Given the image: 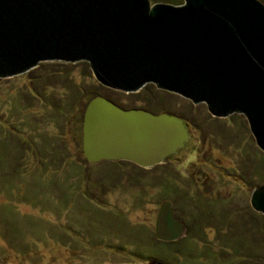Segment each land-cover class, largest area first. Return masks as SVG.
Wrapping results in <instances>:
<instances>
[{"label":"rangeland","instance_id":"1","mask_svg":"<svg viewBox=\"0 0 264 264\" xmlns=\"http://www.w3.org/2000/svg\"><path fill=\"white\" fill-rule=\"evenodd\" d=\"M99 85L85 61L43 62L0 80V263L264 264V236L255 241L250 226L246 241L237 228L264 183V152L245 117H212L204 103L153 84L128 94ZM90 94L178 116L191 136L151 168L87 164L81 119ZM180 238L187 247L172 244L165 260L149 254Z\"/></svg>","mask_w":264,"mask_h":264},{"label":"water","instance_id":"2","mask_svg":"<svg viewBox=\"0 0 264 264\" xmlns=\"http://www.w3.org/2000/svg\"><path fill=\"white\" fill-rule=\"evenodd\" d=\"M79 61L115 91L153 84L204 103L212 117L241 114L264 152L263 0H0V80L43 62ZM81 133L87 161L143 168L189 138L178 116L123 109L101 96L87 103ZM249 201L264 216V183Z\"/></svg>","mask_w":264,"mask_h":264},{"label":"trees","instance_id":"3","mask_svg":"<svg viewBox=\"0 0 264 264\" xmlns=\"http://www.w3.org/2000/svg\"><path fill=\"white\" fill-rule=\"evenodd\" d=\"M171 5H177V4H179V3H181V1L180 0H171L170 2H169ZM98 85H99V83H98ZM101 88H106V87H104V86H102V85H99ZM142 89H140V91H141ZM139 91V92H140ZM96 96H98L97 94H90L89 95V97H88V99H87V102H89L92 98H94V97H96ZM152 96V95H151ZM151 101H152V99H151ZM157 104H158V102H157ZM159 105V104H158ZM153 113H155V114H161V113H163V111H160V110H158V109H156V108H154V109H150ZM81 121H82V119H81ZM183 123H184V125H185V127H186V130H187V132H188V134H189V131H188V125H187V123H185L184 121H183ZM190 135V134H189ZM191 136V135H190ZM173 155H175V154H172V155H170L169 157H167L166 159H164V161H163V163L165 162V161H169V160H171V157H173ZM170 158V159H169ZM169 159V160H168ZM83 160H84V162L85 163H87V164H96L97 162H89V161H87L85 158H84V156H83ZM110 161H112V160H110ZM118 161H120V160H115V162H118ZM122 161V160H121ZM113 162H114V160H113ZM128 162H130V161H128ZM133 163V162H132ZM133 164H135V163H133ZM151 168V167H150ZM162 176L164 177V176H166L165 175V173H163L162 172ZM162 182H163V180H162ZM162 184V183H161ZM253 215H258V218L259 219H257L255 216H253ZM263 215L262 214H260V213H258V212H256V211H254V212H252V213H250L249 215H247L246 216V218L245 217H241L240 218V220H238V221H241V223L237 226V228H239V231H241L238 235H240L244 240H248V239H246L245 238V236H246V232H247V230H248V228L250 227V226H254L255 225V227H254V231H250V235L252 236V237H255L256 238V240L255 241H258V239H260L261 237H263L264 236V218L262 217ZM199 217V218H198ZM191 221L193 222V220H195V218H198V219H201L202 218V216H201V213H198V214H196V215H191ZM247 222H248V224H247ZM230 223V222H229ZM239 223V222H238ZM235 225H237L236 223H234L233 224V228L235 227ZM248 225V226H247ZM185 227H186V231H187V228H188V226H186V224H185ZM255 232V233H254ZM256 232H258V234H257V236H256ZM220 233V232H219ZM245 234V235H244ZM237 235V236H238ZM244 235V236H243ZM253 235H255V236H253ZM189 236V235H188ZM184 239H185V241H186V239H187V236H185V234H184ZM183 239V240H184ZM183 240L180 238V239H176V240H174V241H170V242H163V241H160V240H158V241H160L161 243H159L158 242V245L160 246H158L156 249H155V252L154 253H152V252H150L149 254H153V255H157L158 257H161L162 259L163 258H167V257H169V255H170V248L173 246L172 244H175V245H182V246H184L183 248H186L187 247V244H186V242L185 243H183ZM250 240V239H249ZM166 243H170L168 246H167V244ZM172 245V246H171ZM240 246V245H239ZM241 247V246H240ZM239 247V248H240ZM181 250H182V248H181ZM148 254V255H149ZM158 259V260H160V262H164L163 260H165V259Z\"/></svg>","mask_w":264,"mask_h":264},{"label":"flooded vegetation","instance_id":"4","mask_svg":"<svg viewBox=\"0 0 264 264\" xmlns=\"http://www.w3.org/2000/svg\"><path fill=\"white\" fill-rule=\"evenodd\" d=\"M172 155V154H171ZM125 161V160H124Z\"/></svg>","mask_w":264,"mask_h":264}]
</instances>
